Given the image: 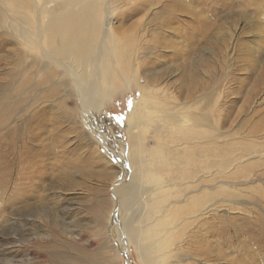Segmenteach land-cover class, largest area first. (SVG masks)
Here are the masks:
<instances>
[{
  "label": "rangeland",
  "instance_id": "1",
  "mask_svg": "<svg viewBox=\"0 0 264 264\" xmlns=\"http://www.w3.org/2000/svg\"><path fill=\"white\" fill-rule=\"evenodd\" d=\"M59 47L78 53L74 60L61 58L55 52ZM114 50L125 51L130 70L111 64ZM82 56L89 59L86 68L76 65ZM106 64L115 67L109 77ZM47 73L65 82L54 97L64 111L58 112L52 100L32 101L36 105L26 116L40 109L46 116L27 119L17 134L18 151L0 145V264H59L61 257L50 250L54 233L60 226L69 229L68 238L95 230L91 212L101 189L108 195L112 224V191L131 173L124 165L134 109L145 99L150 106L182 114L200 95L193 92L204 86L211 124L228 134L226 139L244 138L259 149L254 153L259 165L252 172L259 180L243 187L251 188L242 193V205L226 203L237 209L222 207L217 214L225 225L229 217H249L236 224L247 245L240 259L264 264V0H0V83L13 85L25 77L36 82ZM83 91H92L96 99L88 109ZM49 121L50 139L64 146L57 145L51 155L61 165L48 170L45 201L38 202L23 195H30L33 182H43L50 162L42 163L33 175L30 166L39 153L31 152L30 142ZM152 125L146 131L147 145L156 147L153 119ZM73 167L90 175L75 171L60 181L62 169ZM99 174L104 177L99 179ZM107 177L114 181H105ZM243 227L254 230L253 235ZM114 242V264H142L131 243Z\"/></svg>",
  "mask_w": 264,
  "mask_h": 264
},
{
  "label": "bare ground",
  "instance_id": "2",
  "mask_svg": "<svg viewBox=\"0 0 264 264\" xmlns=\"http://www.w3.org/2000/svg\"><path fill=\"white\" fill-rule=\"evenodd\" d=\"M73 31V28L69 29V32ZM55 52L61 58L74 60L78 50L67 52L63 47H59ZM111 59L112 65H122L130 70L125 51L114 50ZM75 61L77 67L86 68L89 59L82 56ZM113 67L106 64V76L113 74ZM86 72L87 70L85 75ZM54 78L47 73L36 82H31L30 78L25 77L15 79L17 83L13 85L11 82L0 83V145L7 144L16 148L17 134L25 126L27 119L45 115L44 109H40L30 117L26 116L31 107L36 105L32 106L34 100L42 101L41 103L51 100L55 102L54 97L62 90L65 82L59 79L54 81ZM105 82L109 83L108 79ZM91 87V90L102 89V85L98 88ZM195 92L200 95L196 99L191 97L190 105L183 108L185 112L182 114H171L167 110L150 106L149 100L139 102L131 115L128 128L129 142L126 152L129 157L124 170L131 168V173L124 183L118 184L112 191L115 202V213L111 214L112 224L108 222V195L105 189H101V195L96 196L98 198L91 212L96 222L95 230H85L77 237L71 235L72 238H68L69 229L60 226L59 232L54 233L55 240L50 245V250L61 257L59 264H114L112 241L119 246L131 243L142 264H257L255 258L251 263L240 259L247 246L240 240L241 228L236 226L240 219L229 217L226 227L221 214L217 213L222 207L237 209L227 206L226 203L242 205L239 200L242 193L251 188L243 187L251 186L259 180L252 178L256 176L254 173L252 175V172H255L259 165L258 161L254 160L257 157L254 153L259 152V149L253 143L247 144L244 138L236 137L233 141L226 139L228 134L211 124L207 106L208 88L200 87L193 93ZM83 98L87 109L96 102L92 91H83ZM55 99L57 101L54 108L58 112L64 111L58 98ZM149 109L155 110L152 112L154 114L145 111ZM161 115L164 116L162 122L159 120ZM56 119L61 121L59 116H56ZM152 119L156 126L152 131L153 135L155 134L153 143L156 147L147 145L149 138L146 137V131L153 127ZM11 123H15L13 128ZM50 125L52 126L50 121L40 125L37 136H32L30 142L33 148L31 152L39 153L37 163L30 166L34 169L32 174H38L37 168L42 163L47 160L50 162L42 173L43 182H33L34 187L27 192L30 195H23L24 198L32 197L38 202L45 201L42 193L48 185V170L61 165L53 161L51 155L55 154L57 145L64 146V142H52L53 139L49 136ZM27 135L23 137L26 138ZM15 148L14 150L18 151ZM210 168L215 169L211 172ZM75 171L85 176L90 175L80 168H64L60 172L59 180L70 179ZM102 177L103 174L98 175L99 179ZM54 179L55 177L52 181ZM109 179L107 177L104 180ZM11 194L12 192L5 196L9 197ZM229 209L228 212H231ZM249 220L248 217L240 222ZM61 224L64 226L67 222L62 221ZM243 229L247 234L253 235L254 230L247 227Z\"/></svg>",
  "mask_w": 264,
  "mask_h": 264
}]
</instances>
